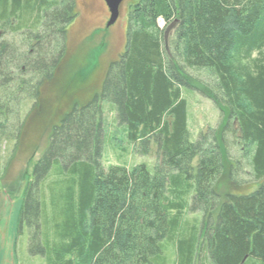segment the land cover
<instances>
[{
	"label": "trees",
	"instance_id": "16d2710c",
	"mask_svg": "<svg viewBox=\"0 0 264 264\" xmlns=\"http://www.w3.org/2000/svg\"><path fill=\"white\" fill-rule=\"evenodd\" d=\"M77 15V0H0V179L31 116L51 105L43 89ZM183 88L210 99L222 117L195 142ZM103 101L115 105L138 154L157 147L154 172L144 163L103 165ZM64 113L49 117L32 172L33 144L5 184L26 179L19 229L28 230L30 254L46 264H166L167 240L174 264H196L204 253L212 264H264V0H129L125 52L101 92ZM232 143L250 160L252 191H218L226 172L244 184ZM197 213L200 221L186 219Z\"/></svg>",
	"mask_w": 264,
	"mask_h": 264
},
{
	"label": "rangeland",
	"instance_id": "374dc122",
	"mask_svg": "<svg viewBox=\"0 0 264 264\" xmlns=\"http://www.w3.org/2000/svg\"><path fill=\"white\" fill-rule=\"evenodd\" d=\"M128 3L129 0L123 3L119 19L107 28L110 11L105 0H77L78 15L68 29L65 58L55 80L48 82L43 89L42 102L51 105H45L44 115L35 113L36 115L31 116L24 129V132L26 131L23 134L24 146L20 148L21 152H18V157L8 169L6 177L0 179V264H46L42 256L30 254L28 230L24 229L21 232L19 229L26 179L20 181L21 184L19 183L15 189L14 187L9 189L5 184L14 182L26 166V159L33 144V149L36 146L39 149L36 151L34 161L28 167L29 174L32 172V166L41 157L48 140L49 117L50 120H57L64 112H69L75 104L81 107L101 92L110 64L119 60L126 50ZM164 24L161 20L160 25L164 26ZM18 38H21L20 34ZM191 72L205 82L213 81L212 74L207 70ZM183 97L188 105L190 140L195 142L200 132H207L219 126L221 113L210 99L205 98L195 89L183 88ZM102 108L105 126L103 165L106 168L111 165L132 168L144 163L151 172H154L158 160L157 147L153 146L150 155L138 154L127 138L125 127L119 125L117 121L115 105L103 101ZM229 139L232 141V136H229ZM230 150L234 160L239 161L238 176L244 184L242 187L234 186L226 172L218 182V191L243 193L250 189V191L254 190L257 182L252 177L249 158L242 156L241 145L232 143ZM194 218L200 221L202 214L186 216L189 221ZM163 243L166 264H174L176 261L174 245L167 240ZM196 264L212 263L204 253L198 257Z\"/></svg>",
	"mask_w": 264,
	"mask_h": 264
},
{
	"label": "water",
	"instance_id": "95a60500",
	"mask_svg": "<svg viewBox=\"0 0 264 264\" xmlns=\"http://www.w3.org/2000/svg\"><path fill=\"white\" fill-rule=\"evenodd\" d=\"M126 0H105L110 11V17L107 22V28L114 25L120 17L121 7Z\"/></svg>",
	"mask_w": 264,
	"mask_h": 264
}]
</instances>
